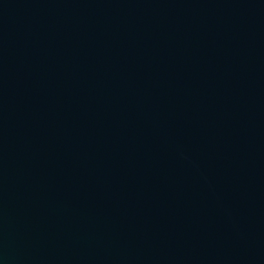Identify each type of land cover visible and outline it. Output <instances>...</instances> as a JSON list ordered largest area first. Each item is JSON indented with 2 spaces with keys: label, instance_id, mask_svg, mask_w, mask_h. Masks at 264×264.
Instances as JSON below:
<instances>
[{
  "label": "water",
  "instance_id": "1",
  "mask_svg": "<svg viewBox=\"0 0 264 264\" xmlns=\"http://www.w3.org/2000/svg\"><path fill=\"white\" fill-rule=\"evenodd\" d=\"M0 264H264V0H0Z\"/></svg>",
  "mask_w": 264,
  "mask_h": 264
}]
</instances>
